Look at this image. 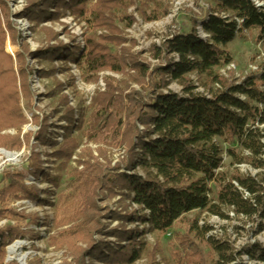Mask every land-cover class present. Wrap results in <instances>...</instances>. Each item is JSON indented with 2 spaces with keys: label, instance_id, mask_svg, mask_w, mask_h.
<instances>
[{
  "label": "trees",
  "instance_id": "trees-1",
  "mask_svg": "<svg viewBox=\"0 0 264 264\" xmlns=\"http://www.w3.org/2000/svg\"><path fill=\"white\" fill-rule=\"evenodd\" d=\"M93 1L39 0L31 3L22 17L29 19L36 28L59 18L60 9L65 7L82 19H88L90 15L96 19L93 20L96 29H105L117 35L120 31L111 28L113 23L120 22L126 29L134 26L135 21L128 12L138 6L136 0H100L93 12L87 13L86 6ZM142 1L137 12L144 22L157 23L169 15V11L162 8L158 0ZM213 2L214 8L200 23L206 40L201 39L193 29L189 34L175 35L161 46H154V61H159L165 67L157 66L153 71L128 58L133 69L140 75V84L144 82L145 86H150L146 96L149 102L144 107L131 96L125 98L127 104H124L121 96L113 100L112 93L117 88L113 81L107 80L109 96L105 94L97 103V115L101 116L97 118L107 122L101 136L112 146L127 145L128 174L113 180H102L99 173H96L98 171H94L96 174L84 177L82 184L79 178L80 185L72 190L67 199L70 201L68 208L60 211L59 200L55 227L59 231L51 239L52 246L60 249L62 237L61 244L71 248L72 244L84 238V234L92 231L93 226L96 231L98 211L94 205L84 201L94 182L108 190L116 187L126 190L133 205L140 209L139 213L128 216V221L148 227L151 233L167 235L176 224L192 214L207 213L228 220V210L233 211L238 218L259 219L258 232H264V132L261 129L264 127V69L233 85L228 84L218 73L232 64L233 59L227 49L243 34L257 32V42L264 47V8L257 9L251 0ZM0 10L14 44L18 35L9 20L4 0H0ZM88 22L93 24L92 21ZM89 39L78 55L80 65L93 74L105 70L124 74L127 63L112 53L109 40L95 42L91 40L93 38ZM115 39L122 44L120 38ZM5 43L6 35L0 14V134L24 125L19 109L17 77L12 59L4 52ZM34 56L40 61L53 64L60 61V45L48 46L37 51ZM17 57L23 64L24 55ZM73 57L74 53L69 52L61 59L72 61ZM19 75L22 94L29 99L25 88L27 77L24 65L20 67ZM191 76L200 78L202 87L195 86L190 81ZM172 84L181 87V96L167 91ZM215 87L218 89L215 90ZM200 89L204 90L202 94L198 92ZM138 124L145 128L141 134ZM46 133L42 132L39 139H44ZM134 139L137 140L135 147ZM7 140L0 137V149L12 151V146L7 147ZM222 144L228 145L227 155L232 161V168L248 166L258 172V178L242 176L238 172H225ZM63 155L68 157V153ZM137 171L141 175L136 174ZM88 181L91 183L84 184ZM3 182L6 185L0 189V216H5L9 211L5 208L9 201L23 196L33 198L31 190L24 185L23 174H7ZM52 184L56 182L52 181ZM213 189L217 190L215 194ZM60 213L63 214V227L71 223L76 226L60 233ZM192 224L190 232L196 233L198 240L211 249L216 257L215 264H238L237 260L242 256L264 264V248L261 245L255 244L244 249L243 253L235 254L227 243L217 240L205 242L206 230L199 229L198 220ZM20 237L24 238L12 228L0 231L2 264L5 262V249ZM136 237L134 235L129 239L133 241ZM97 249L100 248H94L90 255L96 257ZM82 252L78 251L76 259L82 258ZM196 252L195 247L187 245L174 256L179 261L193 256V261L199 263L201 259L196 256ZM143 253L142 246L128 247L118 250L109 260L102 255L98 259L104 264H135ZM76 264L83 263L77 260Z\"/></svg>",
  "mask_w": 264,
  "mask_h": 264
},
{
  "label": "rangeland",
  "instance_id": "rangeland-1",
  "mask_svg": "<svg viewBox=\"0 0 264 264\" xmlns=\"http://www.w3.org/2000/svg\"><path fill=\"white\" fill-rule=\"evenodd\" d=\"M38 1L4 0L9 20L18 35L14 44L11 42L5 17L0 10L6 35L4 52L13 61L19 109L24 122L19 129H11L0 134V137L8 139L7 147L13 148L12 151H3L16 157V161L11 162L0 156V189L6 185L3 182L5 175L23 174L24 185L31 190L33 196V198L23 196L21 199L9 201L5 207L9 211L5 216H0V231L12 228L24 237L23 239L20 237L5 249L3 264H76L77 260L83 264H104L99 261V256L102 255L109 260L122 248L141 246L144 253L135 264H215L216 257L211 249L206 243L198 240L196 233L190 232V225L195 220H198L201 231L206 230L205 242L217 240L227 243L235 254H241L244 249L255 244L264 248V232H258L260 220L238 218L229 210L226 211L228 220L207 213L192 214L176 224L167 235L151 233L148 227L128 221L127 217L139 213L140 209L133 205L126 190L120 187L108 190L102 184L96 185L95 182L91 185L89 193H86L84 201L94 205L98 211L96 231L93 226V230L84 234V238L71 245L73 248L61 244L62 237L60 249L52 246L51 239L59 231L55 228L59 200L60 211L68 208L70 201L67 199L78 186L79 178L82 179L80 183L82 184L84 177L96 173H99L102 180H113L127 173L126 162L129 159L127 145H110L101 136L107 122L97 118L100 116L97 115V103L105 94L109 96L107 80L113 81L117 88L115 93H112L113 100L121 96L124 104H127L128 100L125 98L131 96L144 107L149 102L146 96L150 86H145L144 82L140 84V75L133 69L128 58L148 66L152 71L157 66L165 67L159 61H154L153 47L161 46L175 35L189 34L193 29L201 39L206 40L200 23L214 8V2L158 0L162 8L169 11V15L160 22L146 23L137 12L143 1L136 0L138 6L128 12L135 21L134 26L126 29L120 22L113 23L114 27L111 28L120 31L117 35L105 29H96L97 25L93 21L96 19L90 15L88 19H82L65 7L60 9L59 18L34 28L29 19L22 17V14L31 3ZM99 3L100 0H94L91 5L86 6L87 13L91 14ZM88 21H92L93 24ZM257 36V32H247L228 47L233 62L218 71L219 76L228 84H239L248 76L258 74L264 69V47L258 44ZM89 38H93L91 40L95 42L109 40L112 53L127 63L124 74L118 75L107 70L93 74L80 65L81 59L78 55L85 48ZM115 38H120L122 44ZM57 45H60V61L51 64L34 56L37 51ZM69 52L74 53V60L61 59ZM18 55H24L23 64L19 62ZM23 65L27 77L25 88L28 90L29 99L22 94L19 69ZM190 81L195 86L202 87L203 82L197 76H191ZM167 91L182 95V89L178 84L170 85ZM198 92L202 94L204 90L200 89ZM137 128L140 134L145 131L139 124ZM261 129L264 132V127ZM42 132L47 133L41 140L39 135ZM136 145L137 140L134 139V147ZM222 148L225 172L230 174L238 172L242 176L258 178V172L248 166L232 168V161L227 155L228 145L222 144ZM64 153H68V157H65ZM136 174L141 175V172L137 171ZM52 181L56 184H52ZM89 183L91 182L84 184ZM213 191L214 194L217 192L215 189ZM62 218L63 214L60 213V233L76 226L71 223L63 227ZM134 235H137L136 239L130 241L129 238ZM17 245L20 246L18 255L25 257L24 261L10 254V249ZM187 245L196 248V256L200 257L201 262L195 263L193 256L181 261L176 259L175 253ZM94 248H100L97 249L96 257L90 255ZM81 250L82 258L76 259V254ZM2 262L0 258V264ZM237 262L259 264L246 256L238 258Z\"/></svg>",
  "mask_w": 264,
  "mask_h": 264
},
{
  "label": "bare ground",
  "instance_id": "bare-ground-1",
  "mask_svg": "<svg viewBox=\"0 0 264 264\" xmlns=\"http://www.w3.org/2000/svg\"><path fill=\"white\" fill-rule=\"evenodd\" d=\"M0 156H2V157H6V158H7L8 160H10L11 162L16 161V157H15L14 155H11V156H10V155H6V154L3 153V152H0ZM19 250H20V246L17 245V246H15V247H13L12 249H10V254H11L12 256H16L19 260L24 261V260H25V257H21V256L18 255Z\"/></svg>",
  "mask_w": 264,
  "mask_h": 264
},
{
  "label": "built area",
  "instance_id": "built-area-1",
  "mask_svg": "<svg viewBox=\"0 0 264 264\" xmlns=\"http://www.w3.org/2000/svg\"><path fill=\"white\" fill-rule=\"evenodd\" d=\"M252 1V3L255 5V7L257 8V9H262V8H264V3H261V1L262 0H251ZM262 2H264V1H262ZM207 38V37H206ZM233 68V66L232 67H230V69H232ZM255 71V70H254ZM0 152H3V153H5L6 155H12V154H10V153H7V152H5V151H3V150H0ZM243 167V166H242ZM245 197L246 198H249V196H248V194H245ZM137 207V206H136Z\"/></svg>",
  "mask_w": 264,
  "mask_h": 264
}]
</instances>
